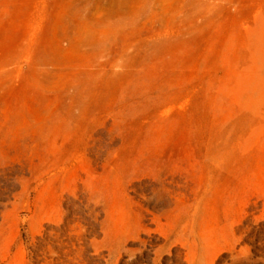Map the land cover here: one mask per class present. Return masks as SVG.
<instances>
[{
  "label": "rangeland",
  "instance_id": "rangeland-1",
  "mask_svg": "<svg viewBox=\"0 0 264 264\" xmlns=\"http://www.w3.org/2000/svg\"><path fill=\"white\" fill-rule=\"evenodd\" d=\"M0 264H264V0H0Z\"/></svg>",
  "mask_w": 264,
  "mask_h": 264
}]
</instances>
